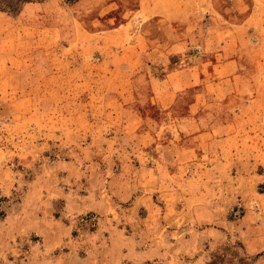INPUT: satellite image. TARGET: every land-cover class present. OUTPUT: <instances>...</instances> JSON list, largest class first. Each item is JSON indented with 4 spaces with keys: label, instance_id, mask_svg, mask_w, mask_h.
Listing matches in <instances>:
<instances>
[{
    "label": "rangeland",
    "instance_id": "1",
    "mask_svg": "<svg viewBox=\"0 0 264 264\" xmlns=\"http://www.w3.org/2000/svg\"><path fill=\"white\" fill-rule=\"evenodd\" d=\"M142 2L159 11L132 25L151 43L133 82L127 21ZM200 63L211 72L184 94L203 105L194 130L211 121V156L182 181L173 154L193 114L153 97L168 70ZM0 212V264H205L226 241L264 264V0L0 11Z\"/></svg>",
    "mask_w": 264,
    "mask_h": 264
},
{
    "label": "crops",
    "instance_id": "2",
    "mask_svg": "<svg viewBox=\"0 0 264 264\" xmlns=\"http://www.w3.org/2000/svg\"><path fill=\"white\" fill-rule=\"evenodd\" d=\"M157 9H161V11H168L167 8H161V6ZM204 9L209 10V8H204ZM156 11L159 10H156V7L154 5L149 7L145 2H142L140 7L134 12V14L127 21V26H129L128 28L129 38H128L127 49L130 51L129 52L130 55L132 54L131 56L129 55V58L127 60V68L130 71L128 77L131 78L133 82L142 81V80H145L147 82V74L139 69H136V59L134 58H136V56L139 55L141 51L144 50V47H147L146 49L148 50L149 45L151 43L149 39L142 38L139 35L136 27L133 28L132 25L136 24L137 21H142V19L146 18L149 15H153L154 12ZM189 11H190L189 9H184L183 4H181L177 9H175L176 13L179 12L181 14L176 16L175 18H179V19L184 18L185 15H182L183 12H189ZM120 29H121L120 27H116L113 29H109L107 31H103L102 33H100L101 35L97 37V39H104L109 35H113L117 33ZM90 36L93 37L95 35H90ZM91 37L90 39H92ZM182 42L186 43V39ZM181 49H184V46L177 45L174 51H178ZM115 68L116 65L113 64V67L109 70L110 76ZM204 71L208 73L211 72L206 66L204 67L202 63H200V67L187 66L182 69L180 67H175L166 72L163 79L159 81V87L154 91L155 94L153 97L154 98L153 102L156 101L159 107L162 106L161 104L162 101H164L165 99H170L171 102H173V104L176 103L178 107H183L185 108V110L187 109L186 110L187 112L193 114V116L191 117L186 116L183 119H181V121H179V126L181 127L179 140H178L179 146L176 147V152H174L173 154V156L176 157V164L174 167L176 169V172L186 174V177L182 176V181L185 180L193 181L194 171H197L196 165H199V163H197L196 160H199L201 156L202 157L204 156V153H201L202 151H205V155L206 152L210 153L209 156H211V150H210L211 137H212L211 121L210 119H208V124L205 128L203 129L199 128L197 130H194V126L197 125L196 123L202 124L203 121L205 120V118L201 117L200 114L201 110H203V105L200 106L194 101L195 99L192 98L190 99V97L184 94L186 92L187 87L199 83L200 77L202 76L201 72L204 73ZM187 98L188 100H186ZM172 105L169 104V107ZM191 126H193L192 130L188 131V127ZM148 153L149 152H147V154ZM152 154L154 155L155 153L152 152ZM185 165L191 166L190 171L189 168L186 167ZM172 167L173 166H170V164L168 165V163H166L165 169L168 172H172ZM210 167H211V162L209 167L207 168ZM133 203L134 201H131V204Z\"/></svg>",
    "mask_w": 264,
    "mask_h": 264
},
{
    "label": "trees",
    "instance_id": "3",
    "mask_svg": "<svg viewBox=\"0 0 264 264\" xmlns=\"http://www.w3.org/2000/svg\"><path fill=\"white\" fill-rule=\"evenodd\" d=\"M38 2L41 0H0V11L6 13H17L22 5L28 2ZM2 213L0 212V215ZM261 253H258L260 255ZM255 257L249 256L245 251V246L240 241L235 243L224 242L210 254L205 264H253Z\"/></svg>",
    "mask_w": 264,
    "mask_h": 264
}]
</instances>
